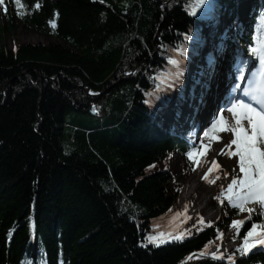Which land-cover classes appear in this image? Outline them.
Returning <instances> with one entry per match:
<instances>
[{"label": "trees", "instance_id": "trees-1", "mask_svg": "<svg viewBox=\"0 0 264 264\" xmlns=\"http://www.w3.org/2000/svg\"><path fill=\"white\" fill-rule=\"evenodd\" d=\"M188 3L0 4L6 19V25L0 24V264H264L259 244L242 253L243 243L235 262L201 256L218 232L203 230L206 225L195 237L144 243L152 221L165 219L170 226L174 221V175L159 164L175 151L192 152V166L198 157V148L186 136L169 121L162 122L160 104L175 92L182 102L189 100L194 86L209 90L210 80L221 72L216 62L208 63L210 53L220 61L228 51L231 71L237 58L243 60L234 43L226 50L224 40L220 50L224 31L199 19V12L190 16ZM216 4L232 25L240 23L247 5L248 31L256 29L264 12V0ZM17 20L57 41L8 47L5 36ZM232 25L227 35L234 34L232 40L248 53L254 46L252 33ZM208 26L205 40L202 33ZM197 32L201 44L184 40ZM182 45L188 51L182 57L179 94L176 87L168 89L167 74ZM193 57L205 67L201 78L187 76L184 66ZM186 77L191 88L184 87ZM230 209L231 216L215 223L218 230L240 212L232 205ZM253 224L264 225V218H248L236 235L245 237Z\"/></svg>", "mask_w": 264, "mask_h": 264}, {"label": "snow or ice", "instance_id": "snow-or-ice-1", "mask_svg": "<svg viewBox=\"0 0 264 264\" xmlns=\"http://www.w3.org/2000/svg\"><path fill=\"white\" fill-rule=\"evenodd\" d=\"M102 2V0H101ZM4 0H0V4H3ZM17 5L20 4V0H15ZM39 7V5H37ZM216 0H189L186 5L188 14L190 16H197L199 12V19H216L215 12L217 10ZM6 11V10H5ZM259 23L261 25V31H264V12H261ZM228 38L227 33L222 36L220 50L223 51V41ZM253 39H257L254 37ZM185 41L192 40L196 44L202 43V38L199 33L186 34L184 36ZM188 49L182 45L177 52L180 58H173L169 61L174 66V70L167 74V87L172 89L177 87L182 82L183 77V59L182 57L187 53ZM248 53L251 56L256 57L259 61V66L251 70V77L248 79L247 87L244 88V95L249 100L254 101L258 106H253V103L247 102L242 99L233 97L229 92V95L224 99V104H216V110L221 107L227 106V111L232 113L235 117V124L231 125L228 130L235 134V139L231 140V144L236 145L235 155L239 156V172L244 173L243 179H233L231 184L228 185L229 202H232L234 208H238L239 211H247L251 214L254 209L248 208L246 205L250 202H256L261 207H264V39H260L255 46H249ZM208 63L210 65L215 64L216 58L211 53L208 56ZM238 59L236 66L237 76L235 79L243 81L244 68L247 66V62ZM159 87V85H158ZM241 85L237 83L236 89H239ZM166 103L167 100H163ZM212 119V124L204 136H209L214 131H225V123L223 116L216 118V111L213 110L209 113L205 119ZM247 123V128L245 124ZM222 151V150H221ZM189 157H192L193 153H188ZM235 163V161L233 162ZM211 171V169H209ZM207 179V176H205ZM237 187L242 191L233 192V188ZM244 223L243 220H233L232 225L239 228ZM264 228V225L258 226L253 224L248 230L247 235L244 238V245L240 251L246 252L249 249L255 247L257 244L264 245V231H257V228ZM175 240H182L183 234L171 237ZM150 242L160 243L166 242L165 234L161 233L158 237H150ZM251 241V242H250ZM231 257L229 260L231 261Z\"/></svg>", "mask_w": 264, "mask_h": 264}, {"label": "rangeland", "instance_id": "rangeland-1", "mask_svg": "<svg viewBox=\"0 0 264 264\" xmlns=\"http://www.w3.org/2000/svg\"><path fill=\"white\" fill-rule=\"evenodd\" d=\"M0 11L2 12L1 16H0V24L6 25V19H5V16L3 14L4 13V7L2 5H0ZM240 17H241V19L244 18V14L242 12L240 14ZM215 21H209V23L215 24ZM14 24L15 25H14V28L12 29V31L5 36L4 41L6 42L8 47L15 48L19 43H26V42L48 43L51 41H57V39H55L53 37L44 36V35L39 34V33L35 32L31 29H28L18 20L15 21ZM230 25H232L231 22H224L223 31H225V30L231 31ZM232 26H234V25H232ZM239 27H241V23L239 24ZM238 30L240 31V29H238ZM210 31H211V28L209 26L203 30L202 35H203V38H205V40H207L208 33ZM221 35L224 36L225 32H223ZM227 36H228V38L226 39L227 42L225 43L226 50H229L232 46L230 44L234 43L236 54L238 55L241 52L242 58L245 59V62H248V64L251 63L252 61L250 59V56L248 55V53L245 52L243 46H241L240 44H237L236 42H234L232 40L234 34H229ZM204 44H205V42H204ZM229 45H230V47H229ZM258 66L251 67L250 71L253 70L254 68L258 67ZM184 67H185L187 76L194 75L197 78H200L202 76V73L201 74L198 73V68H201V70H202V69H204V65H203V63L198 62L194 57L191 58L190 63L185 65ZM234 69L235 68L233 67V71H234ZM227 72L231 74V75L229 74L231 76V78L227 82L232 80V85L230 88V89H232L235 85V81H237L235 79L237 74L232 73L231 70L227 71ZM250 77H251V72H249V74H248V76L244 82V86L240 87L239 89H235L234 94H237V92L240 89L244 90V88L247 87L248 79ZM191 81H192L191 79L189 80L188 77H186V79H184V82H185L184 87L185 86L188 87L189 83ZM191 83H190V85H191ZM176 89H177L179 94H183L182 88L179 89L176 87ZM194 89H195V86H194ZM185 91L188 92V91H190V89H188V91L185 89ZM215 109H216V104H214L212 106V109L208 110V111L211 112ZM203 110H204V108L200 111L202 112ZM190 111H192V110H190ZM208 111H207V115H209V113H210ZM221 116H223V119H224L226 132L230 136V141L226 146V152H227L226 157L228 159L231 158L233 162L235 161V163L230 164V166L235 169V177L234 178L237 179L239 182V180L243 179L244 173L239 172V157H238V155L234 154L236 152L235 145L231 144V140L235 139V134L228 130V128L231 125L235 124V117L232 115V113H229L227 111V106L223 109L216 111V117L220 118ZM184 121H185V118H184ZM242 123L245 124L246 128L248 127L246 122L242 121ZM204 132H205V130H204L203 126L201 128H198L197 130H196V127L195 128L191 127L189 130H186V132H185V136L189 139V143L193 144L194 146L199 147L198 157L196 159L194 166H192L190 163L189 155L184 154V153H180L179 151H175L171 156H169L167 158V160H165L164 162L159 164L160 168L162 167L164 169H169L172 172V174L174 175L175 180L171 183L170 189H171V192H178V197H176L175 204H174L175 205L174 211L178 212L176 219H177L179 226L186 224L189 221V219H191V215H190L192 212L191 208L194 206L195 203L191 204V202H188L187 200H185L183 195L185 192L186 185L188 184L190 178L192 177L193 172H195L199 156L201 154V151L204 148V144L208 141H211L212 138L214 136H216L218 133H221L220 131L218 133L213 132L209 136H204ZM222 132H224V131H222ZM179 166L182 168V176H179ZM209 169H211V171H209ZM201 171H202V173H204V175L202 177L203 182L204 183L210 182V187L213 188L214 192L216 193L215 196L207 204V206L211 207V205L214 206L216 203H220V202H222V206L218 210L217 214L215 216H213L210 220H206L204 218L201 210L199 209L200 211L196 212V220H195L194 224H196L195 228H197V229L201 225H208L209 227H213L215 230L214 233H216L219 230H218V228H216L215 223H220V222H222V219L224 217L231 216L230 205H232V202H229V199H228L229 193H228V191L225 190L226 184L219 181V176L216 175L213 178V180L210 181L211 176H213L214 174H216L219 171L218 162L216 160H213L212 157L208 158ZM199 174H200V172H199ZM205 176H207V179H205ZM237 191H242V189H239V188L234 186L233 192H237ZM182 197H183V199H182ZM246 207L253 208L254 211L251 214H249L247 211H244V212L240 211L239 214L235 217V220L245 221L248 218L253 217L254 215L261 216L262 218H264V207H261L256 202H250L246 205ZM212 211H213V209H212ZM170 228H171V226L168 224V222L165 219L152 221L151 222V232L147 234V239L144 243L145 244H153V245H163L169 241H172L173 239L171 237L176 236V235L174 233V230L173 229L170 230ZM231 228L233 229L234 227L232 226ZM161 233L165 234L166 242H164V243H160L159 241H157L156 243L150 242V240H149L150 237H153V238L158 237ZM189 237L190 236H188V235L184 236V238H189Z\"/></svg>", "mask_w": 264, "mask_h": 264}, {"label": "bare ground", "instance_id": "bare-ground-1", "mask_svg": "<svg viewBox=\"0 0 264 264\" xmlns=\"http://www.w3.org/2000/svg\"><path fill=\"white\" fill-rule=\"evenodd\" d=\"M218 21L223 22V19H219ZM219 22V23H220ZM198 73H201V68H198ZM230 141V136L226 132L218 133L216 136L212 138L211 141H208L204 144V148L201 151L199 156L195 172H193L192 177L190 178L188 184L185 187V192L183 197L191 204L195 203L191 208V221L193 224L196 220V212H202L204 218L206 220H210L213 216H215L222 206V202L216 203L211 207L207 206L210 200L215 196L214 189L210 187L209 183L203 182V174L199 176V172L203 169L206 160L210 157L213 160H216L219 164V171L211 176L210 181L217 175L219 176V181L226 184L225 190L228 191V185L231 184L232 180L235 177V169L230 166L233 163L231 158H227L226 146ZM222 150V151H221ZM179 164V163H178ZM179 176H182V168L179 166ZM182 197V199H183ZM207 206V207H206ZM200 209V210H199ZM213 209V211H212ZM175 205L173 204L171 213L173 215H177L178 212H175ZM187 222L186 224L179 226L178 222H175V227L178 235L184 234L186 232L195 234V226L191 222ZM243 241L242 238H231V236L220 237L212 240L209 244L207 251L205 254L211 257H219L221 254L225 253L226 249H233L234 246L240 244Z\"/></svg>", "mask_w": 264, "mask_h": 264}]
</instances>
